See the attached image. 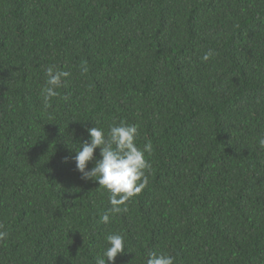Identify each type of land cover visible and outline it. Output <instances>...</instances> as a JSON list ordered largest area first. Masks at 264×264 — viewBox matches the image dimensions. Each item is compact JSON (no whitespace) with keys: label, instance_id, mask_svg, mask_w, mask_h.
<instances>
[{"label":"trees","instance_id":"obj_1","mask_svg":"<svg viewBox=\"0 0 264 264\" xmlns=\"http://www.w3.org/2000/svg\"><path fill=\"white\" fill-rule=\"evenodd\" d=\"M120 120L152 171L104 224L74 144ZM262 135L264 0H0V264H95L109 233L115 264H264Z\"/></svg>","mask_w":264,"mask_h":264},{"label":"clouds","instance_id":"obj_2","mask_svg":"<svg viewBox=\"0 0 264 264\" xmlns=\"http://www.w3.org/2000/svg\"><path fill=\"white\" fill-rule=\"evenodd\" d=\"M214 53L209 50L202 57L207 62ZM81 71L86 72V62L81 63ZM71 75L68 71L57 70L54 66L45 70V83L41 89L43 105L50 106L51 100L58 96V89L65 86L64 81ZM68 99L67 96L64 97ZM89 139L77 142L74 149L73 161L76 170L85 180H93L99 188L108 193L109 209L100 217L104 224L110 222V215L126 211V203L134 196L140 194L149 182L152 164L146 158L151 154L152 145L147 141L143 148L138 147L136 141L139 135V126L129 124L125 120L112 122L107 131L102 127H92L88 130ZM260 148H264V135L258 138ZM99 150V158L94 156ZM95 160L89 169L90 162ZM67 162V158H65ZM9 233L0 225V241L8 238ZM107 247L102 255L96 257L95 264H115L118 255L125 251V237L121 233H109L106 236ZM145 264H175V257L163 251H150Z\"/></svg>","mask_w":264,"mask_h":264}]
</instances>
